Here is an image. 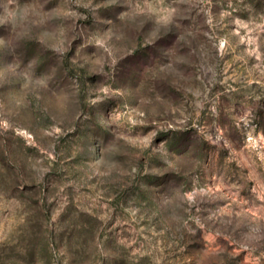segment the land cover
I'll return each instance as SVG.
<instances>
[{
    "label": "rangeland",
    "instance_id": "rangeland-1",
    "mask_svg": "<svg viewBox=\"0 0 264 264\" xmlns=\"http://www.w3.org/2000/svg\"><path fill=\"white\" fill-rule=\"evenodd\" d=\"M0 264H264V0H0Z\"/></svg>",
    "mask_w": 264,
    "mask_h": 264
}]
</instances>
